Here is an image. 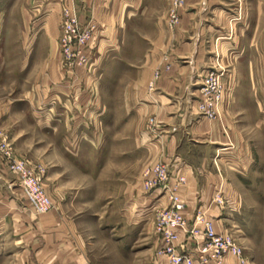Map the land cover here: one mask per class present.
I'll return each mask as SVG.
<instances>
[{"label": "rangeland", "instance_id": "1", "mask_svg": "<svg viewBox=\"0 0 264 264\" xmlns=\"http://www.w3.org/2000/svg\"><path fill=\"white\" fill-rule=\"evenodd\" d=\"M123 1L117 8L129 11L128 17L98 22L94 0H0V98L15 91L8 80L24 91L36 89L39 105L33 108L48 111V127L56 129L37 133L29 128V137L39 142L29 152V168L44 184L53 212L86 244L92 264H147L150 220L144 212L145 223L131 222L137 205L132 207L130 199L155 162L146 144L160 136L161 125L152 116L135 132V110L143 101L137 94L141 68H147L144 63L159 47L165 66L149 74L148 95L171 62L201 60L205 72L189 76L183 98L191 106L198 91L196 118H208L201 105L205 76L221 73L214 117L227 126L229 137L234 125L246 147L241 164L224 159L216 167L238 193L240 207L230 213L229 231L248 264H264V0H141L137 7ZM50 14L56 18L45 24H55L58 36H31ZM71 19L75 36L64 33V22ZM112 30L116 35L111 41L105 34ZM30 44L55 45L56 85L37 76L39 62L29 64ZM39 59L43 62L45 56ZM43 93L46 99L40 103ZM140 136L144 142L139 143ZM181 142L180 156L189 162L203 154L186 136ZM226 145H216L217 157L232 156L231 144ZM225 148L231 149L229 155H222Z\"/></svg>", "mask_w": 264, "mask_h": 264}, {"label": "crops", "instance_id": "2", "mask_svg": "<svg viewBox=\"0 0 264 264\" xmlns=\"http://www.w3.org/2000/svg\"><path fill=\"white\" fill-rule=\"evenodd\" d=\"M128 1L137 7L141 0ZM109 3H111V6ZM94 4L96 5L94 10L95 19L98 22L122 20L121 14L123 12L118 11V8H122L123 4L125 5L123 0H112L111 2L110 0H94ZM128 13L129 11H125L123 15L128 17ZM55 18L53 14L42 18L40 23H37L31 30V36L33 35L36 38L50 37L53 40L59 34L58 28L56 29L55 24H51V27L48 26L45 21L51 19L54 21ZM112 31L105 34V37L111 38V41L116 35L115 31ZM179 37L184 36L180 34ZM158 48L152 49L151 60L144 63L147 68H141L140 92L137 94L143 101L138 104L135 110L139 120L135 132H141L142 122H145L149 117L154 116L156 118L158 124L161 125V129H159L160 136L153 139L146 146L154 154L155 158L152 161H163L169 164L172 173L171 182L174 181L175 175L184 178L185 183L179 190V198L184 204V217L191 221L197 211L204 212L207 218L213 222L216 232L227 231L234 238L232 230L229 231L232 227L230 213L240 207L238 193L229 184H225L221 174L217 173L216 167L224 159H231L232 162L241 164L246 156V147L242 144V139L238 131L235 130L234 125H230L231 136L229 137L227 126L221 125L216 119L196 118V106L200 98L198 91L194 92L196 98L191 102V106L185 99L187 96L184 94V88L186 85V89L188 87L189 76L193 75L194 72H198L199 69L203 72L205 62L198 60L191 64L187 61L190 65L171 62L170 71L162 73L153 90L154 93L149 91L150 93L147 95L148 85L146 86V83L149 74L157 70L162 72L163 66H165L158 54ZM184 48L185 45L182 46L183 51H185ZM27 55L31 59L30 61L28 59L29 64L39 62L37 64V76H45L49 80V85H56L58 70L55 45L48 47L30 44ZM39 55L45 56L43 62L40 60L42 57L36 60ZM3 79V74L0 71V84L4 81ZM8 81V85L15 86V91L8 94L7 98H0V138L5 139L10 144L15 156L32 164L29 152L39 142H35L34 139L29 137V128H35L34 130L37 133H51L56 129L48 127L49 116H51L48 111H38L37 108H33L39 105L37 101L39 95L35 91L36 89L24 91V89L17 88L16 84H11L10 80ZM38 88L42 92L41 87ZM51 92V95L56 93L54 90ZM45 96L44 93L40 96V103L46 99ZM34 102L36 103L34 104ZM184 136L192 142V147L202 148L203 154L200 157L198 155L197 160L189 162L186 158L180 156V150H183L184 145L181 140ZM227 136L228 138H226ZM138 141L139 143L142 141L141 136ZM227 142L231 144V149H233L232 156L217 157L215 154L218 150L216 145H225L224 147H226ZM230 150L225 148L224 151L227 152L222 155H229L227 153ZM39 163L43 165L42 162ZM213 166L216 169L215 171ZM42 186L47 192L44 184ZM138 186V189L133 188L135 194L131 192L132 198L130 199L132 207L137 205V214L131 215L130 219L131 222L143 224L145 221H142L144 218L142 215L147 212L146 216L150 220L149 227L152 235L147 264H170L168 258L157 255L161 243L154 233L152 214V209L168 205L166 196H163L159 191L150 194L145 193L142 186V176L141 184ZM217 194H220L223 205H218L215 202ZM85 245L82 238L72 233V227L69 224L59 220L57 214L53 212V208L48 214L34 215L17 186L16 176L0 163V264H92L84 247ZM189 247L192 246L189 245ZM8 260L10 263L5 262ZM193 264L199 263L194 261ZM222 264L237 263L232 258H226Z\"/></svg>", "mask_w": 264, "mask_h": 264}, {"label": "built area", "instance_id": "3", "mask_svg": "<svg viewBox=\"0 0 264 264\" xmlns=\"http://www.w3.org/2000/svg\"><path fill=\"white\" fill-rule=\"evenodd\" d=\"M70 21V24L67 20L64 22V33L75 36V21ZM221 76L214 71L205 76L202 89L204 102L201 105L210 120H215L213 110L221 99ZM0 163L16 176L17 186L34 215H45L52 210V201L43 189L39 175L29 168L25 160L15 156L12 147L3 138H0ZM171 174L169 164L156 161L142 175L145 193L159 191L168 202L165 207L152 209L154 233L161 243L157 255L168 258L170 264H193L194 261L199 264H222L226 258L234 259L237 264H248L236 239L227 231L216 232L213 222L204 212L197 211L191 221L184 217L179 190L185 180L175 175L171 182ZM215 202L223 205L220 194L215 197Z\"/></svg>", "mask_w": 264, "mask_h": 264}]
</instances>
